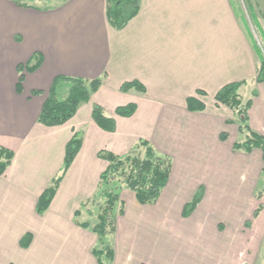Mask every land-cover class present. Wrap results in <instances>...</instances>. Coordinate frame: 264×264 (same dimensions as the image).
Instances as JSON below:
<instances>
[{"label":"crops","instance_id":"obj_1","mask_svg":"<svg viewBox=\"0 0 264 264\" xmlns=\"http://www.w3.org/2000/svg\"><path fill=\"white\" fill-rule=\"evenodd\" d=\"M18 3L0 0V145L13 152L0 176V264H98L97 235L77 224L88 221L92 205L81 204L95 195L107 166L98 152L123 155L140 139L170 157L171 171L154 204H139L133 191L120 189L112 264H264V200L257 211L255 198L262 152L232 149L230 133L243 137L229 122L232 111L214 101L225 85L245 81L238 94L251 100L248 125L264 136V82L254 81L259 60L238 1L140 0L122 29L108 23L107 0ZM245 3L264 34V0ZM35 54L40 65L24 74L17 92V68ZM58 75L102 82L69 121L46 127L37 118ZM129 81L145 92H122ZM188 98L203 110H189ZM130 103L136 106L130 117L114 114ZM94 104L113 118L112 132L92 120ZM75 132L81 147L38 214L37 200ZM199 190L200 202L183 217ZM216 222L225 229H215Z\"/></svg>","mask_w":264,"mask_h":264},{"label":"trees","instance_id":"obj_2","mask_svg":"<svg viewBox=\"0 0 264 264\" xmlns=\"http://www.w3.org/2000/svg\"><path fill=\"white\" fill-rule=\"evenodd\" d=\"M15 3L19 4L18 0H15ZM139 5L140 0H107L106 15L108 23L115 29H122L127 21L137 13ZM260 56V65L257 68L254 79L256 83L264 82V57L262 54ZM39 58L35 54L24 66L20 65L17 68L19 71L16 83L17 92L22 89L24 74L33 72L40 65ZM101 82L100 77L87 80L80 77L55 76L45 93L37 122L46 127L65 124L75 115L82 104L90 100L91 94L97 91ZM244 84H246L245 81L225 85L214 95V101L216 104L225 105L232 111L234 119L229 122L237 125V131L243 137V140L232 144V149L249 153L253 148H258L262 152L264 163V136L253 131L248 125L247 111L251 100L243 102L238 94V89ZM120 90L122 92L133 90L142 94L145 92L144 87L137 81L124 82ZM197 93H200V91ZM31 94H41V91L33 90ZM186 104L191 111L203 110L201 103L194 98H188ZM135 108L136 106L133 103L119 106L115 109L114 114L121 117H130L134 113ZM91 118L99 128L105 131L112 132L115 128L113 118L106 116L102 108L97 104L92 106ZM226 138V133L220 134L221 140ZM81 142V134L75 132L66 143L60 171L37 200L36 212L38 214H42L48 208L61 179L77 155ZM140 148L144 149L143 153H140ZM98 157L105 160L107 166L99 176L95 195L89 201L81 204L83 207L88 204L98 206L95 221L94 223H90L89 220L85 222L77 221V224L83 228L90 229L97 235V243L92 249L97 263L112 264V237L116 231L117 217L123 212V204L119 199L120 189L124 187L133 191L139 204H154L169 179L171 159L167 155L158 153L148 141L143 139L138 140L123 155H115L109 151L100 150ZM12 158V150L0 145V176L4 174ZM201 197L202 193L199 190L183 207V217H188L193 212ZM257 211H255L254 215L257 214ZM76 214H78V211L75 216ZM30 240L31 236L29 234L24 236L20 241L21 246L27 247Z\"/></svg>","mask_w":264,"mask_h":264},{"label":"rangeland","instance_id":"obj_3","mask_svg":"<svg viewBox=\"0 0 264 264\" xmlns=\"http://www.w3.org/2000/svg\"><path fill=\"white\" fill-rule=\"evenodd\" d=\"M22 3H27V4H32L35 6H38L40 8H44L46 6H50V5H55L58 4L60 2H62L63 0H19ZM239 3V9H240V13L242 15V17L245 20L246 23V29L249 33V36L251 37V40L253 42L254 47L256 48V52H257V56H258V60H259V65H260V61H261V56L260 54H262V56L264 57V34L261 33L259 26L256 24V20L253 17V11L252 9H250L248 7V5H246L245 0H237ZM259 49V50H258ZM229 145L231 146L233 142H236V137H232L231 133L229 135ZM143 148H140V153H143ZM262 185V186H261ZM261 188V189H259ZM259 188L256 191L255 194V198L257 199V203H258V207L259 210L261 209V204L259 202V199H261V197L263 198L262 201L264 200V172L263 174L260 176L259 178ZM98 206L97 205H93L91 208V215H89V218L87 220H89L90 223H94L95 221V214L97 211ZM258 210V211H259ZM220 224V222H216L215 223V229L218 227V231L220 232V230L225 229V226H222Z\"/></svg>","mask_w":264,"mask_h":264}]
</instances>
